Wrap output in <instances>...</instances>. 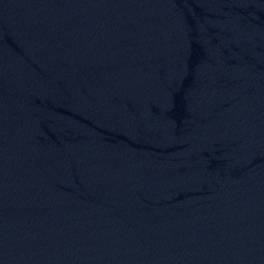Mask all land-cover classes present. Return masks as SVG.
Segmentation results:
<instances>
[{"label": "water", "instance_id": "95a60500", "mask_svg": "<svg viewBox=\"0 0 264 264\" xmlns=\"http://www.w3.org/2000/svg\"><path fill=\"white\" fill-rule=\"evenodd\" d=\"M0 264H264V0H0Z\"/></svg>", "mask_w": 264, "mask_h": 264}]
</instances>
